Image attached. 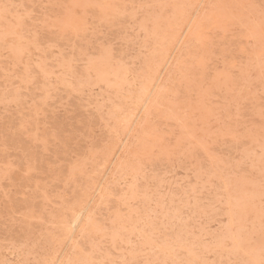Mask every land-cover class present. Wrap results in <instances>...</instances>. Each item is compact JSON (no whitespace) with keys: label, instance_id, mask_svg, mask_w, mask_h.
Instances as JSON below:
<instances>
[{"label":"rangeland","instance_id":"obj_1","mask_svg":"<svg viewBox=\"0 0 264 264\" xmlns=\"http://www.w3.org/2000/svg\"><path fill=\"white\" fill-rule=\"evenodd\" d=\"M0 264H264V0H0Z\"/></svg>","mask_w":264,"mask_h":264}]
</instances>
